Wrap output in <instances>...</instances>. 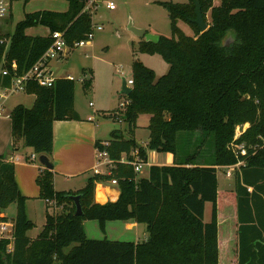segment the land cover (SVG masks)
Here are the masks:
<instances>
[{
  "label": "trees",
  "instance_id": "obj_1",
  "mask_svg": "<svg viewBox=\"0 0 264 264\" xmlns=\"http://www.w3.org/2000/svg\"><path fill=\"white\" fill-rule=\"evenodd\" d=\"M67 1L66 11L26 13L12 33H0V85L44 54L52 32L63 31L68 48L87 36L92 23L87 0ZM197 1L207 24L203 32L193 22ZM158 3L168 12L171 34L156 43L142 39L138 51L158 52L169 67L156 77L153 69L133 61L131 91L122 93L127 105L101 113L128 127L127 136L112 130L106 145L95 141L113 161L110 174L93 173L81 189L66 192L54 188L53 170L41 167L35 181L47 203L46 220L31 238L27 231L35 224L26 215L14 164L0 157V214L16 203L12 240L0 239V264H264V0ZM179 21L189 24L193 34H185ZM36 25L49 33L25 32ZM12 62L15 72L1 76ZM82 81L89 88L92 77ZM26 93L35 99L31 107L17 104L11 110L12 139L51 159L53 122L78 118L74 81L60 77L51 87L29 82ZM142 113L149 116L146 147L173 156L172 165H152L147 177H137L130 164L119 161L123 155L132 159L134 150L146 160L145 147L134 138ZM244 123L248 126L238 141L248 155L239 157L244 164L235 169L234 190H219L217 170L237 162L230 142L236 126ZM111 179L117 180V199L95 201L96 183ZM76 194L81 215L69 197ZM206 202L212 204L209 222L203 220ZM129 219L145 224V240L85 235V220L98 221L104 230L106 221ZM0 221L8 218L0 215ZM230 245L234 252L228 251Z\"/></svg>",
  "mask_w": 264,
  "mask_h": 264
},
{
  "label": "rangeland",
  "instance_id": "obj_2",
  "mask_svg": "<svg viewBox=\"0 0 264 264\" xmlns=\"http://www.w3.org/2000/svg\"><path fill=\"white\" fill-rule=\"evenodd\" d=\"M162 1L185 3L187 0H87V4L91 7L92 23L95 26L100 25L102 29L94 28L90 45L65 49L63 59L59 60L55 57L51 59L50 68L56 77L70 75L74 81L75 113L87 119L88 123L96 127V138L103 142L109 139L110 133L114 129H121L127 136L125 133L127 129L126 121L121 120L119 122L118 120L103 117L101 113L103 111L119 112V110L124 108L121 106V103L126 99L121 93L122 78L126 82L131 78L133 61L139 60L147 67L153 69L156 77L165 74L168 70V63L158 52L138 51L139 42L142 38L135 35L129 28L131 25L145 29L151 34L170 36L168 12L158 3ZM109 2L114 5L113 9L107 7ZM219 3L220 0H213L214 5ZM67 9V0H11L6 17L0 18V33H12L16 23L22 20L26 13L40 10L63 12ZM207 18L209 19V14ZM178 26L185 34H193L192 28L186 22L179 21ZM25 32L27 34L45 35L48 33V28L44 25H36L28 27ZM228 40L233 41L232 33H229ZM90 76L92 77L91 86L84 88L82 80ZM128 86L131 87L130 85ZM33 100L34 96L32 94H27L23 91L15 92L5 102V113L11 112L17 104L31 107ZM95 110H98L96 114L94 113ZM148 122L149 116L142 113L138 115L135 123L134 138L138 144L145 147L147 153L145 164L137 173V177H147L152 165L168 166L173 164V156L170 152L151 150L146 147L149 134ZM87 127L91 128L90 126ZM2 129L5 134L2 133ZM11 137L10 119L0 120V150H4V142H7V140L8 142L9 140L11 141ZM17 141L21 145L20 152L22 154L35 155V158L28 162L25 160L23 162H15V176L17 181H19V189L21 194L26 196L25 210L27 216L35 224L27 231V234L33 235L40 230L46 217L47 203L45 199L39 197V189L35 181L38 172L37 167L42 165L38 160V154L31 147L25 146L22 139ZM3 152L0 151V153ZM85 152V150L80 151L79 157H85ZM91 153L92 158H88L90 160L89 163L86 160V163L89 164L87 166H93L97 161L100 163L99 168L106 171V165L103 164L105 158L100 156L95 159L94 150ZM53 162H56V160ZM83 170L87 171H82L84 173L79 178L57 174L55 176L56 189L65 188L70 181L80 182L86 180L88 176L93 174L91 167ZM225 173V168L217 170L218 188L219 190L224 189L231 192L234 190V178L233 176L227 177ZM105 183L111 185L110 181ZM97 197L100 199L98 194ZM52 210L53 212L56 211L54 208ZM1 213L8 218V222L12 223L16 213V203L9 204ZM211 213L212 204L206 202L203 215L205 222L211 220ZM83 225L86 237L92 239L117 236L119 233L118 226L107 224L103 230L96 220H85ZM143 226L145 227V225ZM121 238L117 240H129V237L124 236ZM228 251L230 253L234 252L232 245H230ZM223 261L226 262L225 259ZM54 264L58 263L55 262Z\"/></svg>",
  "mask_w": 264,
  "mask_h": 264
},
{
  "label": "crops",
  "instance_id": "obj_3",
  "mask_svg": "<svg viewBox=\"0 0 264 264\" xmlns=\"http://www.w3.org/2000/svg\"><path fill=\"white\" fill-rule=\"evenodd\" d=\"M10 2H11V0H10ZM48 33H49V29H48ZM47 34H45V35H47ZM28 35H38V34H28ZM45 35H43V36H45ZM61 59H63V57L59 58V60H61ZM34 99H35V96H34ZM33 102H34V100H33ZM97 111L98 110H95L94 113L96 114ZM6 118L10 119V117H0V120L6 119ZM88 119H90V118L88 117ZM10 123H11V121H10ZM87 126H90L91 128L89 129V127H87ZM243 126L247 127L248 123H244ZM127 129H128V127H127ZM127 129L125 131L126 134H127ZM2 133L5 134V131H3V129H2ZM96 133H97L96 127L91 125V123H88L87 119L80 117V116H78V118H76V119L55 120L53 122V150H52V154H51V159H52L51 161L56 160V162H55L56 164L54 165V167L52 169L54 172V188L55 189H56L55 176H57V174L72 176V178H79L84 173V172L82 173V171H87V170H83V169H90V167H91V169L93 170V168L97 166V168L99 170H101L99 168V162H97V161L93 166H87L89 164L86 163V160H88V163L90 161L88 158H90V157L92 158L91 151L93 152V150H94L95 159L98 157L97 156V148L95 147V141H97V140L101 141V142H103V141L96 138ZM134 134H135V132H134ZM104 141H106V140H104ZM10 142H11V145H10ZM3 149L4 150H0V151H4L3 153H0V157H4V159L6 161L12 162L14 164V170H15V162H23V160H25L27 162L30 161L29 155H27L26 153L22 154V152H20L21 145H20L19 141H13L12 137H11V141L9 140V142H8V140H7V142H4V148ZM84 150L86 151L85 152L86 156L85 157L84 156L79 157L80 151H84ZM90 165H91V163H90ZM40 167H43V166H40ZM40 167H37L38 172L40 170ZM107 167L108 166L106 165V168ZM56 170H57V172H56ZM101 171H103V170H101ZM38 172H37V174H38ZM15 179H16V176H15ZM86 180H83L80 182L79 181L78 182L77 181H70V183H68L65 186V188H61V190H58V189H56V190L57 191H66V192L77 191L84 186V182ZM16 182L18 185L19 181H17V179H16ZM19 186L20 185H18V188H19ZM115 187L116 186H113V185H107L105 182L96 183L95 191H94V196L96 197L95 201L100 200L97 202L105 203L108 200H110V201L116 200L118 195H119V189H118V187H116V188ZM97 194L99 195L100 199H98ZM54 210H56V209H54ZM0 215L3 216V213H1ZM26 215H27V213H26ZM28 219H30V218L28 217ZM45 220H46V217H45ZM45 220H44L42 226L44 225ZM107 224H110L112 226H118V228H119V233L117 236L104 237V238H107L108 240H117V239H120L121 237L125 236V237H129L128 238L129 240L124 239L122 241H132V242L137 243V242H140V241L145 240L147 238L146 226L145 227L143 226L145 224L137 223L133 219L106 221L105 226H107ZM42 226H41V228H42ZM41 228H40V230H41ZM40 230L37 231V233H35L33 235L28 234V236L31 238H34L40 232ZM106 236H107V234H106ZM121 239H123V238H121Z\"/></svg>",
  "mask_w": 264,
  "mask_h": 264
},
{
  "label": "built area",
  "instance_id": "obj_4",
  "mask_svg": "<svg viewBox=\"0 0 264 264\" xmlns=\"http://www.w3.org/2000/svg\"><path fill=\"white\" fill-rule=\"evenodd\" d=\"M9 6H10V0H0V18L6 17L9 11ZM107 7L113 9L114 5L111 2H109L107 4ZM85 10H87L91 14V7L88 4L85 6ZM94 28H97L98 30L102 29L100 25L95 26V24L91 23V30L89 31L87 36L75 42L73 47H82V46L90 45L93 38ZM52 39L53 41L50 47L31 67H29L26 71L22 72L21 74L14 73L8 84L0 85V117H10V112L5 113V102L11 96V94L15 92L18 91L26 92L27 83L35 82L39 86H43V87H51L55 83L58 77H56L53 74V71L50 68L51 59L53 57H55L56 59L62 58L64 50L69 48L65 42L63 31L52 32ZM15 69H16V64L15 62H12L10 69L9 68L1 69V76L10 75L11 72H15ZM64 78L73 80L70 75H67ZM126 83L127 85L131 86L133 84V81L130 78ZM127 103L128 100L125 99L121 103V106L125 107ZM90 105H92V103H90ZM246 128L247 127H244L243 124L237 125L235 128L234 137L230 142V148L234 152L237 158V162L233 165H229L225 167L226 169L225 175L227 177L233 176L235 169L238 168L240 165L244 164V161L241 160L239 157L248 155V148L246 147L245 143L238 141V138L241 136V134L245 131ZM106 144L107 142H103V145ZM261 145L264 146V139ZM131 155L133 156L132 159H128L127 156L123 155L119 161L122 163L130 164L133 167V170L136 173H138L141 170L143 164H145V161L139 155L138 150L132 151ZM97 156L104 157L105 161L103 162V164L107 165L108 167L106 168V171H101L96 166L93 168V173L110 174V167L113 161L109 159L107 152L104 150L97 149ZM34 158H35L34 154L29 156L30 160H33ZM110 184L113 186H117V180L111 179ZM12 229H13L12 223L8 221L6 222L0 221V239L7 238L12 240V235H11Z\"/></svg>",
  "mask_w": 264,
  "mask_h": 264
},
{
  "label": "water",
  "instance_id": "obj_5",
  "mask_svg": "<svg viewBox=\"0 0 264 264\" xmlns=\"http://www.w3.org/2000/svg\"><path fill=\"white\" fill-rule=\"evenodd\" d=\"M193 22L198 26V28L201 32H203L207 29V24L204 22L198 1L196 2L195 18L193 19ZM129 28H130V30L133 31V33L135 35L144 39L145 41H151L154 43L159 41V38H160L159 35L148 33L145 29L136 28V27H133L131 25ZM130 91H131V87H129L126 83V80L124 78H122L121 93L128 95L130 93ZM37 157H38L40 164L46 169L52 170L54 165L56 164L55 162L51 161L50 157H48L46 154H38ZM69 197L73 200V202L75 204V214L81 215L82 214V208H81V204H80V194L70 195Z\"/></svg>",
  "mask_w": 264,
  "mask_h": 264
},
{
  "label": "bare ground",
  "instance_id": "obj_6",
  "mask_svg": "<svg viewBox=\"0 0 264 264\" xmlns=\"http://www.w3.org/2000/svg\"><path fill=\"white\" fill-rule=\"evenodd\" d=\"M102 197V196H101Z\"/></svg>",
  "mask_w": 264,
  "mask_h": 264
}]
</instances>
